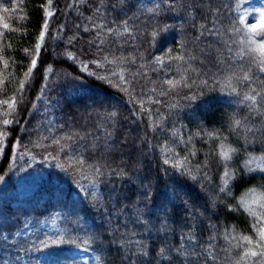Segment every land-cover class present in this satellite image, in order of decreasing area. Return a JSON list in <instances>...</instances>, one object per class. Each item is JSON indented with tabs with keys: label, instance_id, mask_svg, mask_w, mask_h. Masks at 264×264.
<instances>
[{
	"label": "trees",
	"instance_id": "trees-1",
	"mask_svg": "<svg viewBox=\"0 0 264 264\" xmlns=\"http://www.w3.org/2000/svg\"><path fill=\"white\" fill-rule=\"evenodd\" d=\"M237 5L0 0V264H22L21 253L31 264L33 250L64 258L73 245L132 264L137 240L150 255L135 264H169L161 246L170 264H264L245 257L264 248L239 239L258 241L264 226V171L243 166L264 156V38ZM23 174L35 191L14 204L7 191ZM251 192L259 212L243 204ZM50 214L55 226L40 227Z\"/></svg>",
	"mask_w": 264,
	"mask_h": 264
},
{
	"label": "rangeland",
	"instance_id": "rangeland-1",
	"mask_svg": "<svg viewBox=\"0 0 264 264\" xmlns=\"http://www.w3.org/2000/svg\"><path fill=\"white\" fill-rule=\"evenodd\" d=\"M236 11L239 15L243 25L250 30L251 25L260 24L264 22V17L261 13H264V0H238V5ZM263 41H261L262 43ZM243 166L250 171H264V156H250L245 159ZM17 185L14 189L7 191V194L14 198L13 203H17V199H23L32 195L35 191V182L31 174H23L16 180ZM5 180L2 179L0 187H4ZM0 188V194L2 189ZM80 191L83 196L87 195L90 186H79ZM78 192L75 191L76 195ZM261 196L257 192H251L246 195L243 204L245 208L250 209L254 212L261 211L260 204ZM56 224V215L50 214L47 217L42 218L39 221V225L42 228H52ZM30 225L25 222L24 227L18 231V234L25 235L29 233ZM64 258H59L57 255L51 253L50 251H44L43 253H38L37 250H33L30 255L32 256L31 264H100L98 257L95 253L83 246H70L65 249ZM28 254L21 253L16 256L20 259L22 264H28Z\"/></svg>",
	"mask_w": 264,
	"mask_h": 264
},
{
	"label": "snow or ice",
	"instance_id": "snow-or-ice-1",
	"mask_svg": "<svg viewBox=\"0 0 264 264\" xmlns=\"http://www.w3.org/2000/svg\"><path fill=\"white\" fill-rule=\"evenodd\" d=\"M49 2H51V0H49ZM120 3L122 5H126L127 0H120ZM198 7H199V5H197L195 3L193 4V8L194 9H198ZM97 11H99V9H97ZM51 15H52V13L49 11L48 12V16H51ZM261 15H262V17H264V13H261ZM124 23L127 24V21H124ZM241 23H243V21H241ZM46 26L47 25H45V27ZM5 27H7V25H5ZM258 29H264V22H261L260 24H253L250 27V32L252 34H258V35H261L262 38H264V32H258ZM125 30L127 31V29H125ZM206 30L209 31L210 34H215L212 29H206ZM237 31H239V29H237ZM202 35H203V32H201V36ZM43 38H44V35H43V33H41V39H43ZM197 39H199V37H197ZM248 39H251V38L249 37ZM37 48H39V45H37ZM259 50H260L261 55H262V59L259 61V70L261 72H264V42L259 43ZM69 58L70 59H75V57L71 56V54H69ZM181 59H182V57H181ZM36 63H37V61L35 59H33L31 61V64H32L33 68L35 67ZM29 71H31V70H29ZM243 78L246 79V80L249 79V77L247 76V74H245V76ZM121 79L123 80L124 78L121 77ZM22 87H23V84H21V88ZM257 95H260V94L259 93H255L253 95H246L245 96V99L246 100H251V101L255 102L256 101V98H257ZM9 107H11V105H9ZM10 123H11V121H9L7 119H5L3 121V124L4 125H8ZM234 124L238 127L241 124V121L240 120H235L234 121ZM0 136H3V133L2 132H0ZM0 144H2V140H0ZM86 147H88V146H86ZM97 147H98L97 145H92V149H96ZM234 151H235V149H232L230 147L225 150L224 149V146H222V150L220 152V155L222 156V158L225 161H227V160H230L231 159L230 153L231 152H234ZM78 163H81L82 164L83 161L82 160L81 161H78ZM95 171L99 174L101 170H100V168H96ZM114 174L117 175V176L126 175L124 173V170L123 169H121L118 173L114 171ZM224 176L226 177L225 184L227 185L228 179L231 178V174L226 171L224 173ZM0 179H2V177H0ZM221 191H224V188H221ZM261 219L264 220V217H262ZM254 227H255V225H254ZM257 231H258V235H259V240L258 241H255L254 242L250 236H243V237H240L239 239L242 240V241H244V242H246L247 244H250V245L253 244V243H255L257 249L264 248V226L259 227L257 229ZM181 239H183V237H181ZM233 239H237V237H233ZM53 243L55 244V243H59V242L53 241ZM136 243L140 245V249H132V250H129V252L127 253V255L124 256V260L125 261L131 260L132 261V264H135V261L132 260V257H144V258H148L149 255H150L149 251L145 250V248H146L145 245L141 244V242L139 240H137ZM118 246L121 249H123V245L122 244H120ZM240 246L242 247L243 244H241ZM169 252H171V249H167L164 246H161L158 249L157 255L160 256L161 259L169 261V264H170L171 257L169 255H167V253H169ZM258 254L261 255V256H264V251H261V252L258 253L255 250L249 249L247 252H245V257H247L249 255L252 256V257H255ZM177 255H179V250L178 249H177Z\"/></svg>",
	"mask_w": 264,
	"mask_h": 264
}]
</instances>
